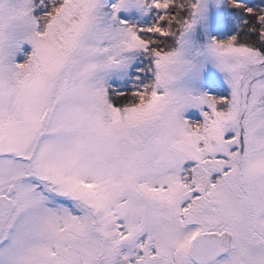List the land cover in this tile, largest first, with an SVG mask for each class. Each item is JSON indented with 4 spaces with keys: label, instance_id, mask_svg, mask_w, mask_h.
<instances>
[{
    "label": "snow or ice",
    "instance_id": "1",
    "mask_svg": "<svg viewBox=\"0 0 264 264\" xmlns=\"http://www.w3.org/2000/svg\"><path fill=\"white\" fill-rule=\"evenodd\" d=\"M0 264H264V0H0Z\"/></svg>",
    "mask_w": 264,
    "mask_h": 264
}]
</instances>
